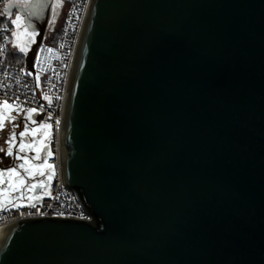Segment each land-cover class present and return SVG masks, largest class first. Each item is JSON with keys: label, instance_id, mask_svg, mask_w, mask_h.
<instances>
[{"label": "water", "instance_id": "1", "mask_svg": "<svg viewBox=\"0 0 264 264\" xmlns=\"http://www.w3.org/2000/svg\"><path fill=\"white\" fill-rule=\"evenodd\" d=\"M53 8L11 7L32 73ZM60 160L92 219L7 223L0 264H264V0H90Z\"/></svg>", "mask_w": 264, "mask_h": 264}, {"label": "built area", "instance_id": "2", "mask_svg": "<svg viewBox=\"0 0 264 264\" xmlns=\"http://www.w3.org/2000/svg\"><path fill=\"white\" fill-rule=\"evenodd\" d=\"M14 0H0V8ZM67 6L66 17L57 44L43 42L37 49L33 68L29 71L24 61H15L11 54L10 36L7 26H0V102L19 105L20 109H37L42 120L52 125V135L48 144L46 162L54 166L48 169L51 180L43 179L38 200L30 201L20 197L13 202L19 207L7 204L0 208V231L5 224L24 218L58 216L92 219V215L82 204L76 190L63 182L60 160V128L65 105L71 64L90 0H63ZM6 29V31H5ZM7 37V39H5ZM51 49V51H49ZM38 57V59H37ZM31 73V74H29ZM39 78V79H37ZM51 97V104L43 97ZM51 117V119H49ZM60 123L57 125L56 120ZM43 191V193H42ZM35 204V207H31ZM63 213V215H60Z\"/></svg>", "mask_w": 264, "mask_h": 264}, {"label": "flooded vegetation", "instance_id": "3", "mask_svg": "<svg viewBox=\"0 0 264 264\" xmlns=\"http://www.w3.org/2000/svg\"><path fill=\"white\" fill-rule=\"evenodd\" d=\"M30 2V0H29ZM14 5H22L18 0H14L12 2ZM12 6V7H13ZM17 11V10H14ZM23 16V15H22ZM24 17V16H23ZM31 31V30H29ZM36 40V37H35ZM28 49L32 46L31 43H28ZM6 117H14V119L6 118L3 121V127L0 128V171H3V177H0V201H4V197L7 196L12 201L29 196L37 197L41 191L42 187H36L34 191H28V188L32 184L39 185L43 183V179L48 175V169H43L44 175L41 176L39 172H37L34 176H29V174L23 169L20 168L19 165L24 163L23 159H18L17 157H27L32 164L34 165H42L46 162L49 153L48 144L47 147H41L39 153L34 151L33 149L25 148L23 152L20 151V144L23 142L24 144L33 145V148L40 147V138L43 135V129L40 130V133L35 134L34 136L31 134V130L35 128H39L41 124L47 123L42 119L40 121H36L35 124L32 123L31 120L27 119L28 112L23 109H19L18 112L7 113ZM25 124L28 125V133L21 137L19 135L20 132L25 131ZM13 134H15V139H12ZM11 147L12 155H8L9 148ZM37 155H39V159H36ZM15 168L17 172H19L20 176L24 178L25 186L20 189V191H9L10 182L9 176L7 173V169ZM18 178L13 177V182H16ZM6 201H4L3 206L7 205ZM3 206H0L3 207Z\"/></svg>", "mask_w": 264, "mask_h": 264}, {"label": "snow or ice", "instance_id": "4", "mask_svg": "<svg viewBox=\"0 0 264 264\" xmlns=\"http://www.w3.org/2000/svg\"><path fill=\"white\" fill-rule=\"evenodd\" d=\"M18 2L22 3V6L27 8L29 7V0H18ZM13 6L12 3H9L8 6L5 8V12L8 13L10 15L11 13V7ZM29 15H31V13L29 12ZM11 24L12 26L17 29L16 31H13L11 33L13 39H14V43H13V48L14 49H18L19 52L21 53H25L27 54L28 52V43H35V37L37 35H39V33H37L36 31H29L27 26H25V23L22 19L21 15H16L15 19L11 20ZM6 31V29H5ZM5 39H7V37H5ZM49 51H51V49H49ZM38 59V57H37ZM31 74V73H29ZM39 79V78H37ZM43 99L47 100L49 102V104H51V97L45 95L43 97ZM14 105L8 103V101H3L0 102V108H2L4 110V112H11L13 110ZM19 105H15V108H19ZM28 112V116L27 119L31 120L33 124L36 123V121L34 119H32V114L37 112V109L35 108H29L27 109ZM8 118V119H14V117H6L3 114H0V128L3 127V121ZM49 119H51V117H49ZM55 123L57 125H59L60 121L57 119L55 121ZM25 131H22L19 133V135L21 137L25 136L28 133V125L25 124ZM41 129H45V137H48L51 134V129H52V125L48 124V123H43L40 125L39 128H35L31 130V134L34 136L38 131H40ZM12 139H15V134H13ZM41 147H47L46 144H44L43 141L40 142V147H35L33 148V145L31 144H24L23 142H21L20 144V151L23 152L25 150V148H29V149H33L34 151H36L37 153L40 152ZM9 156L12 155V151H11V147L9 148V151L7 153ZM49 156L52 155L51 152L48 153ZM18 159H23L24 163L19 165L20 168H23L28 174L29 176H34L37 172H39V174L41 176L44 175V171L43 169L47 168L49 170H53L54 166L52 164H48L47 162H45L42 165H34L32 164V162L27 158V157H17ZM39 155H37L36 159H39ZM7 173L9 176V182H10V188L9 191H20L21 188H23L25 186V181L24 178L20 176L19 172H17V170L15 168H9L7 169ZM4 173L3 171H0V177H3ZM55 175V172L52 171V175H50L48 177L49 180H51L53 178V176ZM13 177L18 178V180L16 182H13ZM2 182V181H0ZM46 187L43 183H40L39 185L37 184H32L29 188L28 191H34L36 187ZM23 198V197H22ZM28 199L30 201L32 200H38L40 199V197H34V196H29ZM4 201H6L9 204H12L13 207H19V205L15 204L10 198H8L7 196L4 197ZM4 201H0V206H3ZM31 207H35V204H31ZM60 215H63V213H61Z\"/></svg>", "mask_w": 264, "mask_h": 264}, {"label": "rangeland", "instance_id": "5", "mask_svg": "<svg viewBox=\"0 0 264 264\" xmlns=\"http://www.w3.org/2000/svg\"><path fill=\"white\" fill-rule=\"evenodd\" d=\"M6 7L7 6L0 8V22L8 21L11 24V20L15 19L16 15H18V14L21 15V14L18 11H11V13L9 15L8 13L5 12ZM66 11H67V6L63 0H54L53 15H52V18H51L48 30L45 34L43 42L52 43L55 41L56 36L59 34L60 30L63 27L65 17H66ZM22 19L24 21L23 16H22ZM25 26H26V24H25ZM11 27H12V32L17 30L12 26V24H11ZM14 42L15 41L12 37L11 47L14 51H19L18 49L13 48ZM31 44H33V43H31ZM19 109L20 108L17 109L15 107H13V110L11 112H4V110L2 108H0V114L6 115L7 113L18 112ZM45 131L46 130L43 129V135H41L40 142L43 141L44 144H49V141H50V138L52 135V129H51V134L48 137H45V135H44ZM38 133H40V131H38L36 134H38ZM47 179H48V177L46 176L45 180H47ZM42 193H43V191H42Z\"/></svg>", "mask_w": 264, "mask_h": 264}, {"label": "trees", "instance_id": "6", "mask_svg": "<svg viewBox=\"0 0 264 264\" xmlns=\"http://www.w3.org/2000/svg\"><path fill=\"white\" fill-rule=\"evenodd\" d=\"M1 25H6V26H7L8 33H11V32H12L11 24H10L8 21H2V22H0V26H1ZM61 30H62V29H61ZM61 30H60V32H61ZM60 32H59V34L56 36L55 41L52 42L51 44H57V43H58V40H59V37H60ZM10 38H12V37L10 36ZM10 40H11V39H10ZM11 57H12V59L15 60V61H21V62L24 61V53H21V52H19V51H14V52H12Z\"/></svg>", "mask_w": 264, "mask_h": 264}]
</instances>
